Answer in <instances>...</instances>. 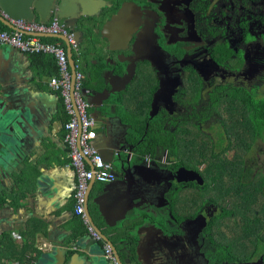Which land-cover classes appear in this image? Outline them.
I'll return each instance as SVG.
<instances>
[{
    "label": "flooded vegetation",
    "instance_id": "obj_1",
    "mask_svg": "<svg viewBox=\"0 0 264 264\" xmlns=\"http://www.w3.org/2000/svg\"><path fill=\"white\" fill-rule=\"evenodd\" d=\"M107 1L131 4L107 33L112 45L104 40L116 51L103 54L129 66L125 91L112 97V164L145 176L136 184L144 189L146 211L161 205L154 209L164 218L154 222L175 239L164 240L168 264H264L260 230L251 252L228 251L244 247L253 234L232 226V218L246 215L239 191L226 198V187L244 186L236 172H253L259 185L264 178V0ZM81 66L93 68L86 55ZM253 130L258 135L251 142L246 134ZM138 165L157 171L151 178Z\"/></svg>",
    "mask_w": 264,
    "mask_h": 264
},
{
    "label": "crops",
    "instance_id": "obj_2",
    "mask_svg": "<svg viewBox=\"0 0 264 264\" xmlns=\"http://www.w3.org/2000/svg\"><path fill=\"white\" fill-rule=\"evenodd\" d=\"M31 7L35 16L33 22L48 24L54 19V16H48L46 9L40 14L36 6ZM7 21L0 20V30L12 29L9 27L12 22ZM60 21L78 33V41H81L80 51L73 50L80 59L77 70L85 74L84 89L89 87L95 90L90 98V103H93L90 114L97 121L96 128L98 126L101 136L94 145L98 144L101 150L106 149L111 147L107 129L116 116L112 97L126 89L119 92L113 89L120 82L110 73L113 67L109 59L114 58L103 54L113 51L110 46L107 47L104 40L108 39L101 32L91 30L92 33L85 37L81 31L82 34ZM2 24L6 28H2ZM59 40L68 51L67 42ZM99 49L102 53L97 61L96 52ZM36 55L41 54H25L14 47L0 45V92L7 107L25 115L23 132L13 137V156L8 160L0 159V264H111L104 255L103 243L106 242L103 239L101 242L96 241L89 234L82 218L75 214L76 177L70 164L64 132V125L70 117L59 94L49 86V79L58 72V68L52 55ZM81 55H86L88 62L93 65L91 70L83 69ZM95 82L98 83L96 87ZM85 98L87 100L86 95ZM107 151L111 153L110 156H116V149ZM119 171L116 170L117 173ZM143 172L151 177L149 172ZM158 173H154L153 177L159 176ZM136 185L137 188L133 189L126 184L120 185L123 188L118 189L116 197L129 196L131 200L140 192L141 197L138 196L135 202L137 208H127L128 204L124 206L120 201H114V198L107 201L106 211L111 219L121 217L127 208L126 218L118 222L116 227H107L94 202L102 194L105 183H95L91 193V210L96 224L115 243L120 242V239L132 242L136 261L139 256L145 264H162L159 254L161 250L167 251L164 240L168 236L155 223L164 218L158 210L161 205L154 209L156 207L153 204L154 208L146 211L148 207L144 205L148 200L142 199V196L145 198L142 193L144 189L140 191L141 187ZM114 195L115 190L112 191ZM138 200L141 202L137 203ZM142 206L144 208L139 213L131 215L132 211ZM150 212L153 213V223L148 220ZM169 240L174 243L175 239ZM171 247L174 253L175 244H171Z\"/></svg>",
    "mask_w": 264,
    "mask_h": 264
},
{
    "label": "water",
    "instance_id": "obj_3",
    "mask_svg": "<svg viewBox=\"0 0 264 264\" xmlns=\"http://www.w3.org/2000/svg\"><path fill=\"white\" fill-rule=\"evenodd\" d=\"M119 4V3H117ZM36 6V10L41 14L42 10L46 9L48 12V16H54V18H59L65 24H69L70 27L76 28L79 33H83L85 37L87 34L89 35L91 30L95 32H101L105 35L111 45L112 41H114L112 34H107L109 30L113 29L116 25L119 24L121 17L124 15L126 9L131 6L130 3L123 2L117 5L115 3H110L107 0H0V8L3 14H0V20L4 21L8 19V23L12 22L13 20H26L33 22L35 16L31 11V6ZM130 5V6H129ZM135 6V5H134ZM139 9L137 6H135ZM139 17V16H138ZM45 23V22H44ZM9 27L14 28L13 25L9 24ZM81 31V32H80ZM75 34V39L78 43L80 51V44L81 41H78V33L72 31ZM81 33V34H82ZM91 37V36H90ZM52 38H59L67 42L68 45V57L70 61V66L72 68V73L75 74L77 71V63H78V55L77 57L74 54V50L72 49L71 45L64 37H52ZM92 38V37H91ZM110 45V46H111ZM110 50L115 52L116 49L110 47ZM111 65L113 66V71H109L113 75H115L120 82H124L129 73V66H126V61L119 60L118 62L110 58L109 59ZM108 61V63H109ZM122 66V67H121ZM123 71L120 73V71ZM130 81V79H129ZM126 82V81H125ZM124 82V86L117 90L118 92L125 89L126 85ZM98 83L95 82L94 85L96 87ZM95 90L93 88L85 87L84 95H86L87 100L90 103V98L94 94ZM92 102V101H91ZM91 104V103H90ZM93 103L91 104V107ZM7 107L6 100L0 92V159L8 160L10 157L13 156L14 152V144L15 141L13 137L18 135V133L23 132L22 126L24 125V116L18 113L15 109ZM106 121V120H104ZM97 122V121H96ZM98 129V126H97ZM105 129V127H103ZM9 136V137H8ZM98 151L103 155L104 160L108 162H113V157L110 156L108 149H114L112 147H106V149L100 150V146L94 145ZM117 150V149H116ZM113 152V150H111ZM113 154V153H112ZM107 155L109 157H107ZM139 169H147L148 172H156L157 170L153 167H147L146 165H138ZM117 178L112 183H105V187L102 189V194H100L95 200V204L98 205V211L101 217L105 220L107 227L114 228L117 226V223L124 220L127 216V208L129 206H133L137 208L138 206L135 204L136 198L130 200L129 196L126 198L123 195L116 197L118 189L123 188L120 185H127L128 187L137 188L136 181L139 179H146L142 173L139 176H136L135 172L131 169H124L121 168L119 173L116 172ZM96 182L91 184V188L88 192L87 196V205L86 211L87 216L91 225L95 228V230L101 235L103 241L110 244L114 254L116 255L120 264H145L142 262V258L137 256V261L134 259L133 255V244L129 240L120 239V242H114L108 235H106L101 227L96 224L95 218L93 216L92 210L90 209V202H91V193L95 186ZM148 185V183H146ZM140 187V186H139ZM115 190V195L112 196V191ZM140 191L142 189H139ZM116 199L114 201H120L122 205L128 204L127 208L125 209L124 213L121 217H116L111 219L108 212L106 211L107 201L109 199ZM106 202V203H105ZM135 204V205H134ZM154 229H157L154 226ZM138 230L136 233L138 234ZM169 239L172 238L168 237ZM137 251V249H136ZM139 255L138 252H136ZM136 258V257H135ZM159 258L162 261V264H168L167 252L165 250H161L159 254ZM167 262V263H166Z\"/></svg>",
    "mask_w": 264,
    "mask_h": 264
},
{
    "label": "built area",
    "instance_id": "obj_4",
    "mask_svg": "<svg viewBox=\"0 0 264 264\" xmlns=\"http://www.w3.org/2000/svg\"><path fill=\"white\" fill-rule=\"evenodd\" d=\"M0 14L6 17L1 8ZM12 25L14 28L11 30H0V45L14 47L25 54H48L55 58L58 72L50 77L49 86L59 94L70 117L64 125V132L70 164L76 177L75 214L82 218L89 234L101 242V235L91 225L87 216V196L93 182H114L117 178L116 171L112 162L104 160L94 146L98 131L96 121L90 114L91 105L84 95L85 74L80 70L72 73L67 50L61 41L47 40L49 37H64L72 49L79 50L75 34L56 17L48 24L13 20ZM103 244L106 259L111 264H120L111 245Z\"/></svg>",
    "mask_w": 264,
    "mask_h": 264
},
{
    "label": "trees",
    "instance_id": "obj_5",
    "mask_svg": "<svg viewBox=\"0 0 264 264\" xmlns=\"http://www.w3.org/2000/svg\"><path fill=\"white\" fill-rule=\"evenodd\" d=\"M2 28H6V26L2 24ZM48 40L51 41V42L61 41V40H59L57 38H49ZM39 56H43V54L36 55V57H39ZM56 72H55V74H56ZM246 135H247L246 138H248V139L251 138L252 139L251 142H254L257 139V135L258 134L256 135V130H253V131L249 132ZM244 173H245V180H246L247 183L244 186H242L241 188H239L238 191L240 192V191H242L244 189V191H245L244 195H247L249 198L248 197H241L242 200L241 201L238 200L237 204L239 205L241 203L243 205V208H242V205H240V207L243 210V212L246 215L249 214L251 216L250 217V221H248V223H247L248 226H245V227L248 229L247 232L251 231L253 235L251 236L250 242L247 243L246 245L250 244L251 247H252L251 249H254L258 245V243H257V238H258V234H259L258 231L260 229L261 224L264 223V220L261 219L258 215L255 214V212H258V214H260V212L253 208V206H254L253 204L255 202H254V199H251L252 196L249 193V188H257L258 187V188H260L262 190L260 185H264V178H263V180L259 181L260 182V185H259L257 180L254 181V179H256V177L252 176L253 172H247V173L244 172ZM241 174H242V172L239 171V172H236V174L234 176H235L236 179H238ZM228 176H232V171H226V177H228ZM261 190H260V192H261ZM247 203H248V205H247ZM263 209H264V207H263ZM259 222H263V223H259ZM136 225H138V224H136ZM262 233H263V230H262ZM236 245L239 248L242 249V247L240 245H238V244H236ZM228 251H231L234 255H243V256L246 255V253L249 252V251H247L245 254H239V253H242V252H235V251L231 250V248L229 249V247H228Z\"/></svg>",
    "mask_w": 264,
    "mask_h": 264
},
{
    "label": "rangeland",
    "instance_id": "obj_6",
    "mask_svg": "<svg viewBox=\"0 0 264 264\" xmlns=\"http://www.w3.org/2000/svg\"><path fill=\"white\" fill-rule=\"evenodd\" d=\"M220 138L221 137H219V139ZM216 139H218V138H216ZM179 152H180V150H179ZM262 156H263V159H264V153L261 155V157ZM185 157H187V156H185ZM263 159H262V163H264V160ZM186 160L189 161V162H191V159L190 158H188ZM238 180L241 183H243L244 185L247 183L246 180H245V173H244V171L242 172V174L240 175V177H239ZM255 180L256 179H254V181ZM233 183H236V182H227L228 185H231ZM239 188H241V187H239ZM238 190H239L238 188L226 187V198L229 197V196L234 195L235 192L238 191ZM260 190L261 189L258 188V187L257 188H249V193L252 196L251 199H254V202H255V203L253 202L254 203L253 204L254 205L253 208L256 209V210H258L260 212V215L263 217V220H264V209H263V207H264V197H263V195H260ZM244 194H245L244 189L242 191H240L239 193H237L238 197H248L247 195H244ZM247 205H248V203H247ZM250 217L251 216L249 214L248 215H241V214H239L235 218H232V219H234V220H232V221H234L233 224H232V226H234V225L248 226L247 223H248V221H250ZM259 223H263V222H259ZM239 230L241 232L247 231L245 228H241V227L239 228ZM259 230L260 231L263 230V233H264V223L261 224ZM241 247H242V249H238V250L237 249H232V250H234L236 252L239 251V252H242V254H244V253H246L247 251H249L252 248L250 244L249 245H245L244 247L243 246H241ZM263 255H264V252H263Z\"/></svg>",
    "mask_w": 264,
    "mask_h": 264
}]
</instances>
